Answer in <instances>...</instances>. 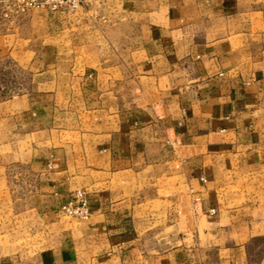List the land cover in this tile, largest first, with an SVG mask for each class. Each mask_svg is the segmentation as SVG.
I'll return each instance as SVG.
<instances>
[{"label":"crops","instance_id":"crops-1","mask_svg":"<svg viewBox=\"0 0 264 264\" xmlns=\"http://www.w3.org/2000/svg\"><path fill=\"white\" fill-rule=\"evenodd\" d=\"M18 27L34 87L0 112L39 236L0 264H264V0H82Z\"/></svg>","mask_w":264,"mask_h":264},{"label":"rangeland","instance_id":"rangeland-1","mask_svg":"<svg viewBox=\"0 0 264 264\" xmlns=\"http://www.w3.org/2000/svg\"><path fill=\"white\" fill-rule=\"evenodd\" d=\"M36 11L53 12L44 7L23 6L20 0H0V103L34 87L33 71L27 65L29 55L15 51L31 44L29 40L19 41L16 33L20 32V18ZM24 142L17 127L0 112V255L15 252L19 238L33 237V231L37 234L39 220L29 206L31 176L22 159ZM1 239L6 241L3 246Z\"/></svg>","mask_w":264,"mask_h":264},{"label":"built area","instance_id":"built-area-1","mask_svg":"<svg viewBox=\"0 0 264 264\" xmlns=\"http://www.w3.org/2000/svg\"><path fill=\"white\" fill-rule=\"evenodd\" d=\"M23 6L44 7L50 11H73L82 0H20ZM264 135V130H262ZM62 209L71 215L86 217L88 215L87 200L82 192H77L73 199L62 206Z\"/></svg>","mask_w":264,"mask_h":264}]
</instances>
